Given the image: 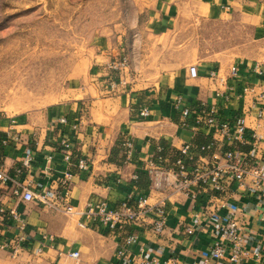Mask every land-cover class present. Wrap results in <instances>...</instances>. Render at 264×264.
Returning <instances> with one entry per match:
<instances>
[{"label": "crops", "instance_id": "crops-1", "mask_svg": "<svg viewBox=\"0 0 264 264\" xmlns=\"http://www.w3.org/2000/svg\"><path fill=\"white\" fill-rule=\"evenodd\" d=\"M112 12V19L98 26L87 50L88 68L63 101L13 120L0 117L1 163L13 175L31 153V169L17 180L35 193H46L59 206L48 209L24 202L13 193L17 186L12 182L1 186L5 203L16 207L23 229L13 220L6 221L0 228V243L20 232L26 240L16 256L0 249V264H145L154 260L229 264L227 258L211 259V252L218 221L230 214L241 227L246 248L261 255L259 261L250 257L243 264H264V192L251 177L241 186L231 183L225 195L203 190L191 198L171 183L154 188L145 170L160 147L172 166L182 157L184 145L200 149L213 140H219L217 147L198 153L196 161L225 163L228 147L220 142L222 135L195 122L196 112L204 106L216 105L219 118L226 122L246 115L248 127L264 135L258 127L263 124L257 119L260 105L254 104L253 95L243 96L246 87L264 85V0H113ZM204 21L250 30L251 39L203 56L200 25ZM122 56L129 59L128 72H110L107 64ZM191 67L197 68L196 78L190 74ZM233 67L238 69L236 76ZM121 76L127 85L110 92V81ZM229 90L233 97L225 101ZM218 93L224 95L218 97ZM186 107L192 112L189 126L183 127L181 111ZM145 108L150 116L143 119L140 112ZM9 132L18 140L4 147L1 141ZM65 139L71 142L70 162L62 150ZM127 141L134 145L130 158L124 146ZM236 150L244 159L250 146L239 145ZM253 154L247 158L250 167L264 166V137ZM79 158L90 161L88 172L78 169ZM144 194L150 205H164L167 221L161 234L154 231L153 217L148 215L137 225L111 231L83 229L78 215L64 211L70 206L81 212L89 201L98 199L118 208L129 197ZM188 227L192 234L187 233ZM131 236L136 241L126 244ZM42 246L43 253H38ZM120 250L130 263L118 257ZM73 252L79 253L78 259L69 256Z\"/></svg>", "mask_w": 264, "mask_h": 264}, {"label": "built area", "instance_id": "built-area-1", "mask_svg": "<svg viewBox=\"0 0 264 264\" xmlns=\"http://www.w3.org/2000/svg\"><path fill=\"white\" fill-rule=\"evenodd\" d=\"M130 62L126 56L110 61L106 68L115 74L123 75L129 70ZM190 74L196 78L198 71L196 67L190 68ZM238 69L232 68V75L236 76ZM212 77H215L212 73ZM127 85V80L122 76L119 80H112L109 83V91L116 92L120 87ZM227 94L218 93L217 96H223L225 101H230L233 97L232 91H226ZM225 92V93H226ZM254 96V104L260 105L257 112L258 127L264 129V85L246 87L243 96ZM178 103H180L178 101ZM255 106V105H254ZM182 126H189V116L191 109L186 107L182 111ZM195 122L199 126L214 128L216 132L220 133L228 150L225 152V163L217 165L207 162L196 161V156L200 152H209L217 147V141L213 140L210 144L194 149L191 144H186L182 147V157L177 158L172 166L168 165V159L163 154V148H158V155L155 159L149 160L146 163V173L150 177L151 182L156 189L162 188L164 185L171 183L172 187L177 191H182L191 198H196L199 191L211 190L217 194L225 195L228 192V187L231 183H238L240 186L251 177L255 187L264 192V166L250 167L247 158L254 156L257 150L259 141L263 139L264 135L260 134L256 129H250L247 125L246 115L237 117L235 122H226L219 118V109L216 105L212 107H202L196 112ZM140 116L145 119L150 116V111L145 108L140 112ZM66 123L65 119L61 120ZM77 126H74L76 129ZM251 130V140L246 138L248 130ZM17 141L11 133H7L6 137L2 139V146H7L9 142ZM252 141V142H251ZM239 145H249L250 151L247 158H242L236 150ZM128 150V158H130L131 151L134 149L133 142L127 141L124 145ZM62 150L65 154V160L70 162L72 159L71 142L65 139L62 142ZM33 157L28 153L20 167L15 169L13 175L9 174L1 163L0 159V191L1 186L7 182H12L17 188L14 190L15 195H19L24 202H36L44 208L59 209V206L49 198L46 193H35L28 185L22 184L17 178L24 174L25 171L31 169ZM191 163H194L193 165ZM79 170L88 172L91 169V163L86 158H79L76 161ZM71 178L67 175V180ZM64 181V184L67 183ZM147 194L135 197H129L127 201L123 202L118 208L110 206L107 200L98 199L89 201L85 209L81 212L74 211L72 207H66L64 211L71 215H78L80 217L79 226L83 229L100 228L104 230L120 229L127 225H137L141 222L144 216L153 217V228L157 234H161L166 227L167 214L162 202L155 205H150ZM225 201H223L224 203ZM222 203V206L225 204ZM15 221L20 230L23 229V224L20 214L16 207H9L5 203V195L0 193V228L4 226L6 221ZM188 234L193 233V229L188 227L186 229ZM1 233V229H0ZM137 237L131 236L127 239L126 244H131L136 241ZM26 238L17 235L10 240H5L0 243V249L10 251L13 256L19 254L22 250V245ZM246 240L243 237L241 227L237 219L232 215H228L225 219H220L217 224V236L214 242L211 259L220 260L227 258L229 264H243L248 258L254 257L256 261L261 259L260 253L249 251L246 248ZM38 253H43V246L38 248ZM70 257L78 259L79 253L73 252L69 254ZM118 257L127 263L130 259L125 256L124 251L118 252ZM206 262V261H205ZM145 264H160L157 260ZM164 264H173L167 261Z\"/></svg>", "mask_w": 264, "mask_h": 264}, {"label": "rangeland", "instance_id": "rangeland-1", "mask_svg": "<svg viewBox=\"0 0 264 264\" xmlns=\"http://www.w3.org/2000/svg\"><path fill=\"white\" fill-rule=\"evenodd\" d=\"M113 0H0V117L13 120L57 105L89 65L98 26ZM204 55L239 46L251 31L202 22Z\"/></svg>", "mask_w": 264, "mask_h": 264}]
</instances>
